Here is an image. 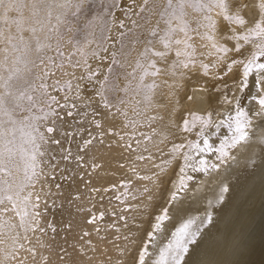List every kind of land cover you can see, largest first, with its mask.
Wrapping results in <instances>:
<instances>
[{"label": "snow or ice", "instance_id": "obj_1", "mask_svg": "<svg viewBox=\"0 0 264 264\" xmlns=\"http://www.w3.org/2000/svg\"><path fill=\"white\" fill-rule=\"evenodd\" d=\"M133 4L135 7L121 8L124 18L118 19L114 9L121 6L117 0H0V44L4 45L0 47V217L12 212L19 218L18 224L0 220V264L11 261L23 264L18 256L22 249L35 260L36 248H25L21 241L29 240V233L46 232L47 229L56 231L50 223L41 226L44 216L41 202L43 200L47 206L48 193L42 196L44 185L40 190H36V186L49 176L55 179L58 165L53 163L56 156L49 154V145H61V139L52 135L58 131V122L64 120L61 111L67 117L80 118L75 132H60L62 137L81 136L80 152L88 149L93 141L103 144L105 135L117 137L119 147L135 152L141 141L136 139L134 130L143 126L138 118L144 117L149 127L163 119L158 115H147L160 87L157 78H183L196 68L198 54L193 41L197 37L207 40L214 50L210 52L216 56L212 67L224 64L226 75L234 66H241L238 85L241 91L248 87L249 77L254 76L257 91L254 99L258 109L250 114L237 104L234 115L225 124L228 135L219 147L206 138V130L218 126L211 112L205 114L206 118L195 117L191 122L182 117L180 123H176L173 114L169 113L166 130L158 133L153 129V135L161 137L158 143H153V148L162 162L156 163L152 151L145 145L143 151L149 155L137 159L147 160L158 171L139 176V179L149 181L159 191L164 176L172 170L173 174L179 173L178 185L173 186L175 190L169 196L168 206L154 221L148 222V230L142 236H124L130 245L136 239L140 240L141 247L133 257V264H146L151 258L150 247L157 240V233L163 231L164 224L171 219L169 209L179 200V193L188 190L187 181L193 179L188 169L204 175L219 171L221 165L236 159L233 150L245 151L253 142L250 133L254 118L259 117L260 126L264 127V0H141L138 4L133 0ZM10 12L15 16L10 18ZM153 15L157 17L155 25L146 32L134 31L142 25L133 16L150 24ZM201 29L206 31L201 33ZM65 37L66 43L72 46L68 55L63 51ZM228 42H232L231 47ZM137 45H142V50L137 52L134 61H130ZM33 55L35 59H32ZM173 55L174 58L169 60ZM90 60L98 62L95 67ZM129 67L131 71H127ZM199 67L205 76H218L209 71L210 66L206 63L199 62ZM66 69L83 71L77 76L75 71ZM57 71L70 79L62 84ZM162 83L168 81L165 79ZM53 93H63L62 99ZM97 116L110 120L109 127L103 128ZM224 123L220 121V124ZM90 126L99 131L93 134ZM197 128L196 139H187V135ZM177 132L185 134L184 138L173 141L167 148ZM125 135L129 136L128 140ZM141 135L151 142L152 137ZM260 144L264 145V140H260ZM61 152L66 153L61 159L71 157L70 150L62 148ZM213 154L216 162L196 159ZM76 159L80 161L84 157L77 155ZM120 166L125 167L124 164ZM46 167L51 171L46 172ZM131 170L136 172L134 163ZM130 184L131 181H124L121 187ZM143 191L147 195L141 199L150 202L154 197L152 187L145 185ZM228 191V186L220 188L218 204H223ZM208 203L212 205V201ZM127 210V207L121 209ZM103 218L104 213L99 217L93 215L88 223ZM117 219L124 220L127 225L126 217ZM212 223L211 213L204 218H187L179 223L168 242L158 249V257L151 258V264H186L190 246L198 242L205 225ZM96 231L99 232V228ZM116 231H120L119 227ZM41 259L46 264L47 258ZM73 264H82V261H73Z\"/></svg>", "mask_w": 264, "mask_h": 264}, {"label": "bare ground", "instance_id": "obj_2", "mask_svg": "<svg viewBox=\"0 0 264 264\" xmlns=\"http://www.w3.org/2000/svg\"><path fill=\"white\" fill-rule=\"evenodd\" d=\"M126 1L121 0L120 3ZM140 1L136 0V3ZM24 14L28 15L27 10ZM115 15L117 18L121 17V11L118 10ZM12 16H15L14 12L9 13V17ZM156 21L157 17L153 15L151 23H144L140 29L146 32L155 25ZM205 31L206 29H201V33ZM52 43L55 46V41ZM193 43L198 54L195 69L188 71L183 78H157L160 87L156 90L154 105L147 115H158L163 119H158L149 127L144 117L138 118L143 126L134 130L136 139L141 141L140 147L135 152L119 147L118 138L108 135L104 136L103 144L93 141L88 149L80 152L78 145L81 136H60V132H75L80 118L67 117L61 111L64 120L58 122V131L52 134L61 139V145H49V154L56 156L53 163L58 165L55 179L49 176L46 181L41 180L36 186V190H40L41 185H44L42 196L48 193L47 206L43 200L41 202V211L44 212L41 226L46 227L50 223L56 231L47 229L46 232L29 233V240L21 242L25 248L34 246L37 254L33 260V257L22 249L18 256L23 260V264H45L42 257L47 258L46 264H73V261H82V264H133V257L141 247L140 240L136 239L130 245L124 236H142L148 230V222L154 221L161 210L168 206L169 196L175 190L173 186L178 185L179 173L176 171L173 174L172 170L164 176V184L159 191L149 181L139 179V176L152 175L158 171L147 160L137 159L138 156L149 155L148 152L143 151L145 145L152 151L155 162H162L159 153L153 148V143H158L161 137L154 136L153 129L158 133L166 130L169 113L173 114L172 118L176 123H180L182 117L188 119L191 111L200 112L199 117L211 112L218 126L207 129L206 138L219 147L220 142L228 135L225 124L228 118L234 115L233 109L237 104L250 114L257 111L258 105L254 99L257 97L254 76L249 77L248 87L241 91L238 86L241 66H234L232 71L225 75L224 64L212 67L216 56L210 55L214 50L210 48L208 41L197 37ZM3 46L0 44V47ZM228 46L231 47L232 42H228ZM70 49V44L66 43L65 39L63 42L65 55H68ZM140 50L142 45H137L136 52H133L129 60L134 61ZM35 58L33 55L32 59ZM173 58L174 55L169 57V60ZM199 62L208 64L209 71L217 73L218 76L213 78L212 75H203ZM89 63L95 67L98 62L90 60ZM66 70L75 71L77 76L83 71V69ZM131 70V67L127 68V71ZM57 77L61 79L62 84L70 79L69 76H64L62 71H57ZM165 79L168 81L167 84L162 83ZM72 83L75 84L76 81L73 80ZM123 83L121 81L122 85ZM53 95H58L61 99L63 97V93H53ZM189 96L193 99L189 100L187 98ZM140 107L143 109V104ZM96 119L101 122L103 128H108L111 124L110 120H104L100 116ZM220 121L225 123L220 124ZM260 125V118H254L250 133L253 142L245 151L233 150L236 159L221 165L219 171L204 175L188 169V174L193 179L187 181L188 190L180 192L179 200L169 209L171 219L164 224L163 231L157 233V240L150 247L151 258L158 257V249L168 242L171 232L179 223L187 218H204L211 213L213 223L205 225L198 242L190 246L186 264H264V145L260 144V140H264V127ZM90 127L93 134L99 131L94 126ZM80 131L83 132V128H80ZM127 131L126 129L125 132ZM196 131L198 128L194 129L191 135H187V139L195 140ZM142 133L152 137L151 142L146 140ZM184 135L177 132V135L168 142L167 148L171 147L173 141L179 142L183 139ZM128 139L129 136L125 135V140ZM133 147L136 148L135 141ZM62 148L70 150L71 157L68 160L61 159V156L66 154L61 152ZM77 155L83 156L84 159L78 161ZM200 158L207 159L209 163L216 162L214 154L196 157V159ZM133 163L136 166L135 173L131 170ZM121 164L125 167H121ZM45 171L51 170L46 167ZM124 181H131L130 186L121 187ZM57 184L59 188L56 187ZM145 185L152 187L154 193L150 202L141 199L147 195L143 191ZM222 186H228L229 191L225 194L223 204H218L217 196ZM133 196L137 198L133 199ZM209 201H212L211 206ZM125 207L128 210L121 211ZM101 213H104L103 219L88 223L93 215L99 217ZM119 216L126 217L127 225L124 220L117 219ZM4 219L12 223L19 222V218L12 212L0 217V220ZM113 225L119 227L120 231L117 232ZM97 228L99 232L96 231ZM18 231L23 235L22 230L18 229ZM84 232L90 235L84 236ZM151 258L146 264H151ZM7 264H18V262L11 261Z\"/></svg>", "mask_w": 264, "mask_h": 264}, {"label": "rangeland", "instance_id": "obj_3", "mask_svg": "<svg viewBox=\"0 0 264 264\" xmlns=\"http://www.w3.org/2000/svg\"><path fill=\"white\" fill-rule=\"evenodd\" d=\"M110 2H111V0H110ZM117 2L120 4V6L121 7H118V8H116V9H114V11H115V13L116 12H118V10L119 11H121V8H127L129 5H132L133 7H135L134 6V4H133V0H127L125 3L123 2V3H120L121 2V0H117ZM141 2V1H140ZM121 14H122V16L121 17H119L118 19H123L124 18V13L121 11ZM143 15V14H142ZM117 18V17H116ZM133 19H135L136 21H137V23H141L140 25H143L145 22L143 21V20H141L139 17H137V16H133ZM125 23L126 24H129V22L127 21V20H125ZM129 26H131L130 24H129ZM141 27H139V29H140ZM138 28H136V29H134V31L135 32H137V33H141V32H143L142 31V29H140L139 30ZM69 35H71V34H69ZM134 37H129L128 39H133ZM65 39L67 40V37H65ZM141 39H143V37H141ZM70 47H71V49H70V51L68 52V54L72 51V46L70 45ZM93 47H95V45H93ZM76 58H78V57H76ZM199 116H201V113L200 112H196V111H191L190 113H189V117H188V120L191 122V121H193L194 119H195V117H199ZM203 117H205V114H204V116ZM197 122H199V121H197Z\"/></svg>", "mask_w": 264, "mask_h": 264}]
</instances>
